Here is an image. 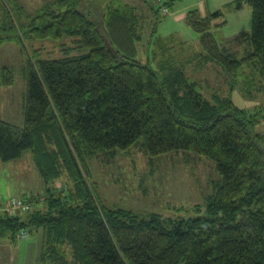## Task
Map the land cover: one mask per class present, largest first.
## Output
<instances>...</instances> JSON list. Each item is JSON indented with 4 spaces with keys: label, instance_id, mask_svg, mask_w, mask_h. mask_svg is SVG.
Masks as SVG:
<instances>
[{
    "label": "trees",
    "instance_id": "16d2710c",
    "mask_svg": "<svg viewBox=\"0 0 264 264\" xmlns=\"http://www.w3.org/2000/svg\"><path fill=\"white\" fill-rule=\"evenodd\" d=\"M129 1L50 0L24 22L4 10L0 44L14 38L25 53L27 39L70 36L82 52L27 58L24 123L0 118V159H19L29 150L46 186L42 207L33 206L26 216L0 212V239L14 244L22 230L37 232L36 264H264L259 117L229 96L210 102L185 73L196 59L216 64L233 79L245 67L256 69L264 82V0L227 4L245 1L251 8V30L234 38L246 45L241 54L218 41L223 8L204 15L191 8L185 21L199 35V50L153 28L145 61L138 57L145 16ZM176 1L145 4L158 21L162 6L172 9ZM188 50L193 59L180 61ZM11 71L0 66V84L13 81ZM135 144L150 156L184 151L211 159L221 181L204 211L199 207L193 217L166 223L154 214L104 207L89 182L87 159ZM61 175L69 182L55 189L51 184Z\"/></svg>",
    "mask_w": 264,
    "mask_h": 264
},
{
    "label": "rangeland",
    "instance_id": "374dc122",
    "mask_svg": "<svg viewBox=\"0 0 264 264\" xmlns=\"http://www.w3.org/2000/svg\"><path fill=\"white\" fill-rule=\"evenodd\" d=\"M46 1L50 0H0V22L4 19L6 8L24 22L35 15ZM232 1L234 0H177L169 13H163L164 16L156 21L152 11L147 9V0L145 3L142 0H130L140 11V15L145 16L143 37L138 43V57L142 61L146 60L148 51L151 50V46H146V41L150 39L153 28L162 36L174 33L181 38V42L185 40L199 50V35L183 17L191 8H198L202 15L207 11L223 8L221 10L224 12L225 22L216 27L218 41L226 44L231 51L241 54L246 45L234 38L251 30L252 13L245 1L238 7L227 6ZM20 9H23L21 15ZM215 22L220 23L221 18L213 20ZM13 37L16 36L10 38ZM75 38L64 36L59 41L51 38L27 39L25 53L18 40H3L0 44V66H7L12 70L13 81L6 85L0 84V118L17 125L24 123V65L27 58L39 60L78 55L82 51L76 47ZM177 46H170V49L177 50ZM188 52L189 50L182 55L184 58L180 61L193 59L194 52L187 54ZM199 62L194 59L187 64L185 73L198 83L204 97L214 102L217 97L223 99L229 96L228 99L238 108L257 113L259 118L255 130L264 131V82L257 78L256 69L245 67V74L233 79L216 64H197ZM31 154L27 150L19 159H0V212L9 198L23 197V194L27 198L32 196L34 208L44 205L46 186ZM87 165L90 171L89 182L94 185L104 207L124 209L140 216L154 214L166 223L193 217L198 214L199 207L203 212L206 202L214 193L215 185L221 181L212 160L198 153L171 151L150 156L140 144L128 149H116L115 154H100L89 158ZM67 179L66 175H61L51 186L60 189L64 183L69 182ZM30 211L20 213L26 216ZM24 236L14 244L6 238L0 239V264L37 263L41 237L37 232L28 235L25 233Z\"/></svg>",
    "mask_w": 264,
    "mask_h": 264
},
{
    "label": "built area",
    "instance_id": "2783aa9c",
    "mask_svg": "<svg viewBox=\"0 0 264 264\" xmlns=\"http://www.w3.org/2000/svg\"><path fill=\"white\" fill-rule=\"evenodd\" d=\"M164 11H166V8H163ZM2 210H7L10 213L14 214L17 212H24L29 211L33 208V203L28 198H21V197H11L6 201V205L2 206ZM26 231L22 230L20 232V237H25Z\"/></svg>",
    "mask_w": 264,
    "mask_h": 264
},
{
    "label": "clouds",
    "instance_id": "9594fccd",
    "mask_svg": "<svg viewBox=\"0 0 264 264\" xmlns=\"http://www.w3.org/2000/svg\"><path fill=\"white\" fill-rule=\"evenodd\" d=\"M163 8H166L167 10L164 11ZM170 10H171V9H168L167 7L162 6L161 12H162V14L164 13V15H166V14L169 13ZM164 15H163V16H164ZM20 238H24V237H20Z\"/></svg>",
    "mask_w": 264,
    "mask_h": 264
},
{
    "label": "crops",
    "instance_id": "0c3cea01",
    "mask_svg": "<svg viewBox=\"0 0 264 264\" xmlns=\"http://www.w3.org/2000/svg\"><path fill=\"white\" fill-rule=\"evenodd\" d=\"M175 3H176V2H175ZM175 3H174V5H175ZM174 5H173V7H174ZM198 10H199V9H198ZM207 12H208V11H207ZM183 17H184V20H185V13H184V16H183ZM185 22H186V21H185ZM156 32H157V31H156Z\"/></svg>",
    "mask_w": 264,
    "mask_h": 264
},
{
    "label": "bare ground",
    "instance_id": "6f19581e",
    "mask_svg": "<svg viewBox=\"0 0 264 264\" xmlns=\"http://www.w3.org/2000/svg\"><path fill=\"white\" fill-rule=\"evenodd\" d=\"M21 198H23V197H21Z\"/></svg>",
    "mask_w": 264,
    "mask_h": 264
}]
</instances>
